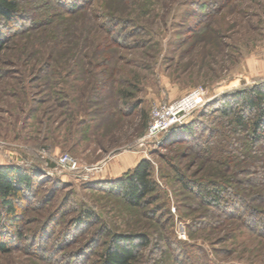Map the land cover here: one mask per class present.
I'll return each instance as SVG.
<instances>
[{
    "label": "rangeland",
    "instance_id": "obj_1",
    "mask_svg": "<svg viewBox=\"0 0 264 264\" xmlns=\"http://www.w3.org/2000/svg\"><path fill=\"white\" fill-rule=\"evenodd\" d=\"M86 1L69 13L19 0L22 23L0 52V166L32 178L14 216L0 196V264H103L114 234L150 238L133 264H264V137L217 110L264 81V0ZM201 86L207 103L173 128L195 122V133L141 147L153 106ZM66 152L103 171L58 170ZM131 154L151 161L159 188L141 207L101 177ZM189 179L221 181L237 207L212 208Z\"/></svg>",
    "mask_w": 264,
    "mask_h": 264
},
{
    "label": "trees",
    "instance_id": "obj_2",
    "mask_svg": "<svg viewBox=\"0 0 264 264\" xmlns=\"http://www.w3.org/2000/svg\"><path fill=\"white\" fill-rule=\"evenodd\" d=\"M58 2L60 5H65L69 13H76L88 5L86 0H58ZM21 18L22 10L19 0H0V20L3 22H0V52L8 39V34L11 33L10 29L15 31L14 28L22 23ZM217 110L223 117L233 115L239 132H243V129L250 130L252 134L250 138L261 141L264 137V81L246 90H236L224 96V99L217 104ZM194 123L173 129L165 144L172 145L189 134L195 133ZM152 176L151 161L142 158L134 169L106 182L108 185L106 189L120 194L131 206L141 207L145 203H153L155 198L152 195L158 193V184ZM183 182L188 189H192L201 200L214 209L231 214V210L237 207L233 202L237 196L231 197L230 193V196L226 195V191L230 189L221 181H210L203 185L193 182L192 179ZM31 188L32 178L27 171L24 172L11 164L0 166V196L7 215L14 216L17 213V203L22 200L24 190L28 191ZM150 243V238L146 234H114L110 247L102 255L103 264H133L138 260L141 249L151 245ZM0 250L7 251L3 243H0Z\"/></svg>",
    "mask_w": 264,
    "mask_h": 264
},
{
    "label": "built area",
    "instance_id": "obj_3",
    "mask_svg": "<svg viewBox=\"0 0 264 264\" xmlns=\"http://www.w3.org/2000/svg\"><path fill=\"white\" fill-rule=\"evenodd\" d=\"M208 101V92L204 87L194 88L185 96L171 102H158L153 106L150 123L146 134L142 137V146H153L156 149L162 145V136L170 134L173 128L187 122L186 120ZM152 147V148H153ZM148 155L147 150L145 151ZM103 164L96 165L80 164L69 153H63L58 158L57 169L69 172L80 180L91 181L99 177L103 171Z\"/></svg>",
    "mask_w": 264,
    "mask_h": 264
},
{
    "label": "crops",
    "instance_id": "obj_4",
    "mask_svg": "<svg viewBox=\"0 0 264 264\" xmlns=\"http://www.w3.org/2000/svg\"><path fill=\"white\" fill-rule=\"evenodd\" d=\"M143 156H138L137 154L127 155V157H120L117 159V163L106 169L101 175V177H110L111 180L121 177L127 171L134 169V167L142 160Z\"/></svg>",
    "mask_w": 264,
    "mask_h": 264
}]
</instances>
